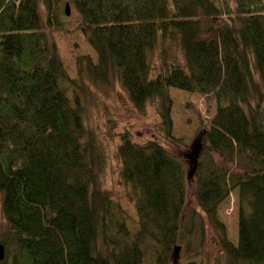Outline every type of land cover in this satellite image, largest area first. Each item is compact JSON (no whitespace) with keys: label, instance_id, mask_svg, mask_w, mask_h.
Listing matches in <instances>:
<instances>
[{"label":"trees","instance_id":"16d2710c","mask_svg":"<svg viewBox=\"0 0 264 264\" xmlns=\"http://www.w3.org/2000/svg\"><path fill=\"white\" fill-rule=\"evenodd\" d=\"M61 1L0 0V264H169L174 247L202 239L204 220L227 264H264V0H65L96 56L77 57L75 79L48 32ZM105 86L139 114L156 105L170 143L169 89L213 100L191 179L182 158L128 130L106 150L86 94ZM110 162L135 230L104 188ZM190 180L197 210L185 218ZM235 189L233 246L216 210Z\"/></svg>","mask_w":264,"mask_h":264},{"label":"rangeland","instance_id":"374dc122","mask_svg":"<svg viewBox=\"0 0 264 264\" xmlns=\"http://www.w3.org/2000/svg\"><path fill=\"white\" fill-rule=\"evenodd\" d=\"M66 2L65 0L60 2L57 13L58 23L56 24L54 19H51V27L48 32L55 43L67 76L70 79H75L77 57L89 56L95 63L96 56L80 31V17L76 10L70 5L69 14H64ZM40 18L44 24L46 12L43 6H40ZM149 62L152 67L155 66L154 56L149 58ZM88 88L89 91L86 94L92 98L90 101L91 125H94L97 134L103 135V143L108 152H111L114 145L118 143L117 133L128 130L135 142L143 144L149 139L155 140L172 156L182 158L185 169L188 171L191 161L188 154H191V147L197 140L201 128L209 127L215 113L212 99L205 100L203 95L169 89L171 135L178 141V143H170L162 139L161 134L156 131V124L159 122L156 105L150 103L145 107L144 112L139 114L127 101L125 94L116 86H105L98 91L91 87ZM65 93L70 95L69 88L65 87ZM111 126L113 127L112 131L109 130ZM110 164L113 168L104 172V188L108 189L113 201L122 208L127 226L135 230L137 229V215L129 186L117 178V166L114 167L116 163L110 162ZM191 192L192 182L190 180L183 212L185 218L187 215H191V210H197ZM237 196L236 189L231 191L216 210V217L224 227L225 237L233 246H236L238 242L239 205ZM197 214L204 217L201 212ZM204 221L202 239L197 234L183 242L182 245L178 244L180 247L176 251H174V247L169 264H184L188 260H194L200 264H227V256L221 250L215 232L207 221ZM4 229L5 222L1 217L0 199V233Z\"/></svg>","mask_w":264,"mask_h":264},{"label":"water","instance_id":"95a60500","mask_svg":"<svg viewBox=\"0 0 264 264\" xmlns=\"http://www.w3.org/2000/svg\"><path fill=\"white\" fill-rule=\"evenodd\" d=\"M65 14L66 15L69 14L68 4L65 5ZM199 153H200V140H199V138H197V140L193 143V145L191 147V154H188V157L191 159V161H190L189 169H188L187 175H186L187 179L192 178V173L195 170L196 159H197ZM192 156H193V158H192ZM177 249H178V247H175L174 251H176ZM3 258H4V247L2 244H0V261H2Z\"/></svg>","mask_w":264,"mask_h":264},{"label":"bare ground","instance_id":"6f19581e","mask_svg":"<svg viewBox=\"0 0 264 264\" xmlns=\"http://www.w3.org/2000/svg\"><path fill=\"white\" fill-rule=\"evenodd\" d=\"M66 5V4H65ZM68 10H69V5H68Z\"/></svg>","mask_w":264,"mask_h":264}]
</instances>
